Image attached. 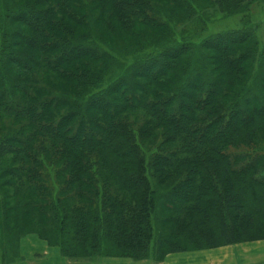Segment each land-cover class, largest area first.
Segmentation results:
<instances>
[{
	"label": "trees",
	"instance_id": "trees-1",
	"mask_svg": "<svg viewBox=\"0 0 264 264\" xmlns=\"http://www.w3.org/2000/svg\"><path fill=\"white\" fill-rule=\"evenodd\" d=\"M247 1L0 0L2 262L29 232L87 261L264 240V41L256 25L203 37L209 10L230 19ZM104 14L132 46L99 38ZM137 27L155 36L136 40ZM16 211L29 228L9 229Z\"/></svg>",
	"mask_w": 264,
	"mask_h": 264
},
{
	"label": "rangeland",
	"instance_id": "rangeland-1",
	"mask_svg": "<svg viewBox=\"0 0 264 264\" xmlns=\"http://www.w3.org/2000/svg\"><path fill=\"white\" fill-rule=\"evenodd\" d=\"M35 1L36 0H15V4L20 5L23 2H26L27 4H34ZM157 2L163 7L168 5V0H157ZM244 7V13L238 14L236 17L233 16L230 19L224 18L222 11L218 8L214 7L212 10H209V14L211 15L210 18H212V24H209L210 27L208 31L204 33L203 37L213 35L228 29H237L239 27L246 28L256 25L258 28L257 36L259 40L263 42L264 0H249L246 2V5ZM94 8H96L97 12L102 10L101 4H96ZM250 12L251 15L249 16ZM76 13L83 18H85L86 16L85 13L79 10ZM63 23L67 38H70L72 41H83L86 35V31L84 29L78 28L75 23L66 19L63 20ZM96 28L99 38L103 39L104 42H106L108 45H112L113 47H117L116 45L119 44L120 39L122 40V43L130 45L135 42L133 38L123 35V29L120 25V20L113 16H107L104 14L100 22H97ZM11 29L18 30L28 36H35L34 32H32V30L23 22H19L18 18L15 19V21L11 25ZM150 31L151 30H146L144 27H137L135 31V39L137 40L138 38H142V36L144 37L149 35H152L150 37H154V33ZM57 35L60 36L59 34ZM118 36L121 38H119ZM150 37H147L146 39L150 40ZM172 38H174L175 40V42L173 43L174 46L182 43L179 31L173 34ZM198 40L200 41L199 38ZM193 42L196 43L197 40ZM170 47L171 45L168 44L167 48ZM85 71H87V68H85ZM174 73L176 76L178 75L176 71ZM18 74L19 73L14 72L13 77H17ZM69 79H72V76ZM45 84L49 88H58L63 94H68L76 86L75 82H65L54 77H47L45 80ZM164 90L166 91V88H164ZM226 100H229V98ZM98 114L99 113L95 111L89 112V115L93 119H96L98 117ZM228 152L231 155H241L243 153L241 150H236L235 148H230ZM13 215L15 217V222L9 225V229L11 230H15L20 223L22 227H24V229L29 228L31 226V223L33 222L32 218L25 217L22 220V222L24 221V223H22L20 220V214L17 211ZM163 215L169 217L171 215V212H166ZM17 242L18 243H14V245L8 248L11 250V252L13 251L10 259L2 262L3 259L0 258V264H119L121 262L120 260H125V262H123L122 264H130V261L135 263L139 262L125 258H106L100 260L98 259L95 261L69 259L68 257H64L59 247L50 246L47 241L41 239L37 234L30 232L26 235H23ZM1 245L6 244H2L0 242V249L2 250ZM168 257L169 259L172 258L170 259L168 264H264V240L256 242L241 241L238 244L231 246H220L217 248L206 249L202 251H188L168 254L159 261H155L153 258H149L143 261H150L154 264H160L164 263Z\"/></svg>",
	"mask_w": 264,
	"mask_h": 264
},
{
	"label": "crops",
	"instance_id": "crops-1",
	"mask_svg": "<svg viewBox=\"0 0 264 264\" xmlns=\"http://www.w3.org/2000/svg\"><path fill=\"white\" fill-rule=\"evenodd\" d=\"M170 259H172V258H170ZM170 259H169V257L166 259V261L164 262V263H160V264H168V262L170 261ZM114 261H117V260H114ZM121 262V264L123 263V262H125V260H120ZM119 263V264H120ZM130 264H154V263H152V262H150V261H139V262H132V261H130Z\"/></svg>",
	"mask_w": 264,
	"mask_h": 264
}]
</instances>
